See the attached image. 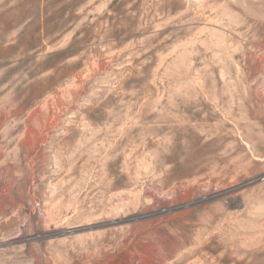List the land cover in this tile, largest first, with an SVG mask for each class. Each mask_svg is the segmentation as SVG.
Wrapping results in <instances>:
<instances>
[{"label": "rangeland", "instance_id": "rangeland-1", "mask_svg": "<svg viewBox=\"0 0 264 264\" xmlns=\"http://www.w3.org/2000/svg\"><path fill=\"white\" fill-rule=\"evenodd\" d=\"M0 264H264V0H0Z\"/></svg>", "mask_w": 264, "mask_h": 264}]
</instances>
